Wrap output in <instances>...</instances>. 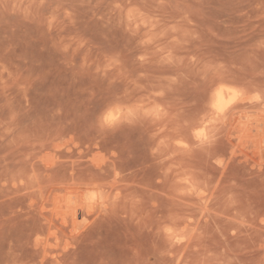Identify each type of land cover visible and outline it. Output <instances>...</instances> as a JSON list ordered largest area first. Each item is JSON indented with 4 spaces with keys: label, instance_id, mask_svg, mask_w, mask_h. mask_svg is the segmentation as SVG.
I'll return each mask as SVG.
<instances>
[{
    "label": "rangeland",
    "instance_id": "1",
    "mask_svg": "<svg viewBox=\"0 0 264 264\" xmlns=\"http://www.w3.org/2000/svg\"><path fill=\"white\" fill-rule=\"evenodd\" d=\"M263 126L264 0H0V264H264Z\"/></svg>",
    "mask_w": 264,
    "mask_h": 264
},
{
    "label": "bare ground",
    "instance_id": "2",
    "mask_svg": "<svg viewBox=\"0 0 264 264\" xmlns=\"http://www.w3.org/2000/svg\"><path fill=\"white\" fill-rule=\"evenodd\" d=\"M224 85V84H223ZM221 86V85H220ZM230 88V87H229ZM236 89V88H235ZM234 89V90H235ZM225 90H229V89H225L221 86V88L217 89L215 94H214V97H213V103L212 106H214L213 108L216 109V111L220 114H226L227 113V110H228V107L230 106V102H226L225 101ZM234 93V92H233ZM236 95V93H234ZM231 95V94H230ZM229 95V96H230ZM234 95V96H235ZM228 96V95H227ZM239 96V95H238ZM234 99V102L236 101H239L240 99L239 98H235L234 97H231ZM230 98V99H231ZM254 98V97H253ZM230 99H228L227 101H229ZM231 101L233 102V100L231 99ZM257 102H253L251 101V99L249 100H246V99H242L241 102H239V104L237 106H234V108H239V107H245V108H257L258 106H262V109H263V103H260L258 101V99L256 100ZM231 102V103H232ZM262 102V101H261ZM242 109V108H241ZM263 112V111H262ZM263 124V123H262ZM260 126V125H259ZM264 127V126H263ZM259 130V128H258ZM259 132V135L261 136V144L264 143V130L261 129L258 131ZM254 138V137H252ZM259 139V138H258ZM256 147V146H255ZM260 150V149H259ZM200 189V188H199ZM200 191V190H199ZM198 191V192H199ZM200 198V197H199ZM78 212L75 213V216H77ZM73 220V219H72ZM77 221V220H76Z\"/></svg>",
    "mask_w": 264,
    "mask_h": 264
}]
</instances>
